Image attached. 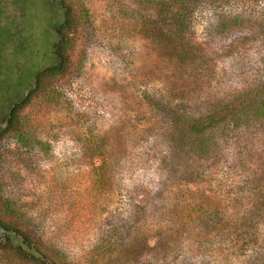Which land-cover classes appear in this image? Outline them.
<instances>
[{"label": "rangeland", "instance_id": "rangeland-1", "mask_svg": "<svg viewBox=\"0 0 264 264\" xmlns=\"http://www.w3.org/2000/svg\"><path fill=\"white\" fill-rule=\"evenodd\" d=\"M68 1L87 13L68 75L20 110L18 127L30 140L12 131L0 139V217L63 263L251 264L249 249L236 251L209 231L203 237L200 223L177 234L170 207L185 192L220 195L225 177L244 184L245 195L264 190V115L244 129L248 143L239 146L241 154L229 150L212 168L215 179L168 186L162 194L165 176L157 157L168 120L147 97H167L198 111L235 91L262 90L264 0L226 4L222 12L240 17L224 29L220 8L197 10L191 26L196 47L182 76L163 69L164 57L125 15L127 0ZM61 14L54 0H0V131L10 106L54 62L51 28ZM104 134L109 141L98 147ZM107 151L119 153L120 161L101 179L95 167ZM254 235L245 247L264 246V216ZM7 257L17 259L1 250L0 264H8Z\"/></svg>", "mask_w": 264, "mask_h": 264}, {"label": "trees", "instance_id": "trees-1", "mask_svg": "<svg viewBox=\"0 0 264 264\" xmlns=\"http://www.w3.org/2000/svg\"><path fill=\"white\" fill-rule=\"evenodd\" d=\"M54 1L62 12L60 20L51 28L54 62L39 70L34 76L33 86L10 106L2 123L0 139L6 132L12 131L21 140H30L27 133L18 127L20 110L33 95L40 93L48 84L68 75L77 30L85 21L84 16L87 13L68 0ZM239 2L248 4L250 1L127 0L125 15L129 20L140 25L154 45L155 52L161 58L164 57L168 67L163 65V69L171 68L168 71L182 76L190 69L189 56L196 47L191 36L194 13L206 5H213L215 9L220 8L217 17H221L220 25L223 28L220 29H224L236 23L240 17L239 13L222 12L224 6L237 5ZM147 102L156 111L166 115L168 120L160 131L162 147L157 157L158 170L165 176L164 188L159 192L164 193L168 186L178 187L215 179L213 177L215 170L212 168L218 165L219 160L225 158L229 150L235 155L241 154L239 146L248 143V139L243 136L244 129L249 127L255 116L264 115V88L257 94L235 91L227 98L223 97L198 111L186 107L182 102L175 103L167 97L155 94L148 96ZM107 141L109 140L106 134L100 135L97 146L101 147L102 143ZM118 161H120L119 153L111 151L100 153V163L95 167L99 178L102 179L105 170ZM224 179L220 181L221 190L218 196L194 198L185 192L183 198L174 197L169 221L177 223L175 225L178 227L175 230L177 234L181 228L185 232L188 226L200 223L202 229L206 231L202 233L203 237L209 231L208 235L236 246V251L249 249L251 264H264V246L252 249L243 245L245 241L249 244L255 242L254 232L264 216V190L253 188L248 195H245L244 184L229 181L228 177ZM145 238L142 237L144 240ZM143 243L150 247L146 241ZM134 248L133 245L131 249ZM1 250L12 251L16 255L17 259L12 257L5 259L8 264H69L49 255L39 246L33 235L18 230L0 217ZM105 250L108 248L106 247ZM89 264L98 263L94 260Z\"/></svg>", "mask_w": 264, "mask_h": 264}]
</instances>
